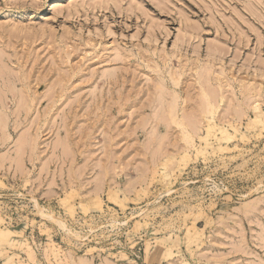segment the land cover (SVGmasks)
Here are the masks:
<instances>
[{
	"label": "rangeland",
	"instance_id": "1",
	"mask_svg": "<svg viewBox=\"0 0 264 264\" xmlns=\"http://www.w3.org/2000/svg\"><path fill=\"white\" fill-rule=\"evenodd\" d=\"M0 264H264V0H0Z\"/></svg>",
	"mask_w": 264,
	"mask_h": 264
},
{
	"label": "bare ground",
	"instance_id": "2",
	"mask_svg": "<svg viewBox=\"0 0 264 264\" xmlns=\"http://www.w3.org/2000/svg\"><path fill=\"white\" fill-rule=\"evenodd\" d=\"M208 104H209V109H208V110H211V108L213 107V105H212V103H211V102H209ZM255 108H256V109H258V105H257V106H255Z\"/></svg>",
	"mask_w": 264,
	"mask_h": 264
}]
</instances>
